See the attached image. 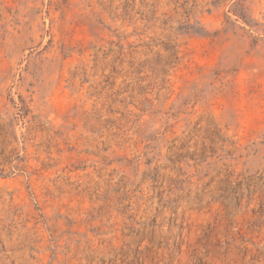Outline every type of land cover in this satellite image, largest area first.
Masks as SVG:
<instances>
[{"label":"rangeland","instance_id":"obj_1","mask_svg":"<svg viewBox=\"0 0 264 264\" xmlns=\"http://www.w3.org/2000/svg\"><path fill=\"white\" fill-rule=\"evenodd\" d=\"M0 264H264V0H0Z\"/></svg>","mask_w":264,"mask_h":264}]
</instances>
